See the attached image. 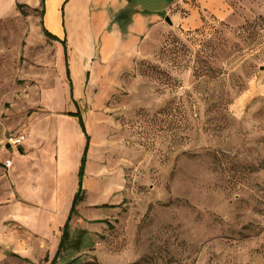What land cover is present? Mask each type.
<instances>
[{"label": "rangeland", "instance_id": "374dc122", "mask_svg": "<svg viewBox=\"0 0 264 264\" xmlns=\"http://www.w3.org/2000/svg\"><path fill=\"white\" fill-rule=\"evenodd\" d=\"M31 1L0 19V264L53 259L86 142L63 51ZM77 25L70 69L90 146L56 264H264V0H177L106 57L93 21ZM12 134L26 140L7 147Z\"/></svg>", "mask_w": 264, "mask_h": 264}, {"label": "crops", "instance_id": "0c3cea01", "mask_svg": "<svg viewBox=\"0 0 264 264\" xmlns=\"http://www.w3.org/2000/svg\"><path fill=\"white\" fill-rule=\"evenodd\" d=\"M138 1L45 0V12L42 16V19L44 26L51 33L61 39L66 37L70 64V62L72 63L73 61L72 49L76 48L72 43L74 38L80 34L77 22H80L82 17L89 18V20L93 21L94 32H92V35H96V39H98L96 46L97 48H100L99 56L106 57L108 51H123L126 47L134 44L136 39L138 40L140 37L147 35L148 32L159 25L163 14L169 10H172L177 2V0H170L161 5H151L147 7L144 5V1H141L140 3ZM35 2L37 6L40 3V0H36ZM18 3L34 5L31 0H0V19L8 17L13 11H15L18 7ZM54 11L59 14V31L50 30L47 26L49 14H53ZM124 24H126V26ZM54 41L56 43V49L59 47L60 51H63L64 56L62 44L59 41ZM97 55L98 53L95 55H90L87 58L88 66H91L90 62L93 61V58ZM82 148L83 147H81V150ZM80 159L81 157H78L76 168L77 174L79 170ZM58 166L60 172L63 173V163L61 159L59 160ZM60 178L61 177H59V179ZM76 190L77 188L72 190L70 204L68 205L67 209V216Z\"/></svg>", "mask_w": 264, "mask_h": 264}, {"label": "trees", "instance_id": "16d2710c", "mask_svg": "<svg viewBox=\"0 0 264 264\" xmlns=\"http://www.w3.org/2000/svg\"><path fill=\"white\" fill-rule=\"evenodd\" d=\"M40 5L42 6V16L44 15L45 12V0H40ZM18 8L21 9V7L23 6V4L18 3L17 4ZM43 21V19H42ZM43 24V30H44V34L47 37L52 38L53 40L59 41L64 49V58H65V68H66V75L69 81V86H70V96L72 101L74 102V104L77 107V110L75 112H69L68 115L72 116V117H76L78 124L81 127L82 132L84 133L85 137H86V142H85V146L83 149V153L81 155V159H80V165H79V170H78V174H77V181H78V187L77 190L74 194L73 200H72V204L68 213V216L65 220V223L63 225L62 228V236L58 245V248L55 252V255L53 257V259L50 261V263L48 264H56L58 261V258L60 257L61 251L64 247L67 246L68 242H69V235H70V222L71 219L73 217V215L76 213L77 211V206L78 204L83 200L84 198V186H83V181H84V176H85V169H86V164H87V154H88V150H89V146H90V136L87 133L86 130V126H85V121L82 115V112L78 106L77 101L74 98V85H73V81L71 78V69H70V64H69V54H68V46H67V39L66 37H64L63 39L59 38L58 36L54 35L53 33H51L45 26L44 23ZM82 236L77 238V240H75L74 243L76 244V247H78V243H80L81 245H83V239L84 236L87 235L86 231H83ZM47 259V257H46Z\"/></svg>", "mask_w": 264, "mask_h": 264}, {"label": "bare ground", "instance_id": "6f19581e", "mask_svg": "<svg viewBox=\"0 0 264 264\" xmlns=\"http://www.w3.org/2000/svg\"><path fill=\"white\" fill-rule=\"evenodd\" d=\"M59 14L54 11L53 14H49L48 20H47V26L50 30L53 31H59L60 30V26H59ZM74 64V65H73ZM72 65L76 66L75 61H72ZM72 66V67H73ZM74 72V71H73ZM71 139L73 138V140L71 141V146L72 148H76L77 147V143L78 140L80 139V136H78L77 134H75V132L72 130V132L70 133Z\"/></svg>", "mask_w": 264, "mask_h": 264}, {"label": "built area", "instance_id": "2783aa9c", "mask_svg": "<svg viewBox=\"0 0 264 264\" xmlns=\"http://www.w3.org/2000/svg\"><path fill=\"white\" fill-rule=\"evenodd\" d=\"M25 140H26L25 134H12L7 138L6 143H8L11 146H18L23 144ZM12 164H13V160L11 158L5 159L4 161L5 167L9 168L12 166Z\"/></svg>", "mask_w": 264, "mask_h": 264}, {"label": "water", "instance_id": "95a60500", "mask_svg": "<svg viewBox=\"0 0 264 264\" xmlns=\"http://www.w3.org/2000/svg\"><path fill=\"white\" fill-rule=\"evenodd\" d=\"M167 21H169V22H171V19H170V17L169 16H166V18H165ZM7 147H10V145L9 144H7Z\"/></svg>", "mask_w": 264, "mask_h": 264}]
</instances>
